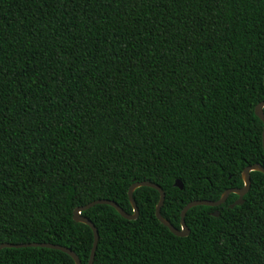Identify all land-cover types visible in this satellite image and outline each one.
I'll use <instances>...</instances> for the list:
<instances>
[{
  "label": "trees",
  "instance_id": "obj_1",
  "mask_svg": "<svg viewBox=\"0 0 264 264\" xmlns=\"http://www.w3.org/2000/svg\"><path fill=\"white\" fill-rule=\"evenodd\" d=\"M262 100L264 0H0V244L88 264L94 232L73 210L108 198L133 214L140 181L180 228L186 202L264 165ZM250 179L242 204L189 207L181 236L151 186L132 192L135 219L80 211L99 232L93 264H264V171ZM0 264L76 262L29 245Z\"/></svg>",
  "mask_w": 264,
  "mask_h": 264
},
{
  "label": "water",
  "instance_id": "obj_2",
  "mask_svg": "<svg viewBox=\"0 0 264 264\" xmlns=\"http://www.w3.org/2000/svg\"><path fill=\"white\" fill-rule=\"evenodd\" d=\"M263 108H264V100L260 101L258 103V105L256 106V108H254L255 115H258L261 118V120L263 121L262 145H264V112H263ZM254 170L264 171V165H262L261 163L260 164L255 163V164L247 166L243 172V179L245 181L244 187L226 189L222 193L221 197L217 200H208L206 198H195V199H191L188 202H186L180 211V228L174 227L172 224H170L166 219H164L161 216L160 208H161V205H162L163 200H164V191L162 190V187L160 185L153 183L151 181L135 182L128 189V197H129V201H130L132 208H133V214L126 213L124 211V209L116 201H114L112 199H108V198H98V199H95L93 201L88 202L84 206L76 207L73 210V215H72L73 219L75 221L85 223L86 225H88L92 229V232H94V243H93V247L91 250V255H90V259L88 261V264H93V262H94L96 249H97V245H98V241H99V232H97L96 227L94 226V224L92 223V221L90 219H88L85 216L80 215V211L86 210V209H88V208H90V207H92L98 203H108V204H111L112 206H114L118 210V212L124 216V218L135 219L138 215V208H137L136 203L133 199L132 192L135 188H138L140 186H151V187H154L159 192V199H158L157 205L155 207L156 218L162 224L167 226L169 228V230H171L174 234L179 235V236L186 235L190 232V229L188 228V226L185 223L184 215H185L186 210L189 207L196 205V204H206L208 206H217V205L221 204L222 202H224L226 197L230 193H235L238 195L236 200L232 204H230L231 208L234 207L235 205L242 204L244 201L243 195L248 191V189H250V186H251L250 172L254 171ZM175 185L178 187H183V182L181 181L180 178L176 180ZM212 214L216 216L219 214V211L214 210L212 212ZM29 245H33V246L41 245L43 247L54 248V249L64 251L65 253H68L69 255H71L73 257L76 264H82L79 256L71 248L60 245V244H54V243H49V242H43V241H28V242H19V243L5 242V243L0 244V250L5 248V247L19 248L20 246H29Z\"/></svg>",
  "mask_w": 264,
  "mask_h": 264
}]
</instances>
